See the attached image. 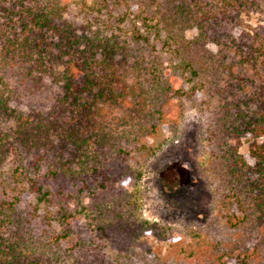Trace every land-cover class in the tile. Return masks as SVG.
<instances>
[{
  "label": "trees",
  "instance_id": "16d2710c",
  "mask_svg": "<svg viewBox=\"0 0 264 264\" xmlns=\"http://www.w3.org/2000/svg\"><path fill=\"white\" fill-rule=\"evenodd\" d=\"M261 4L0 0V264H264V25L243 18ZM195 101L222 231L161 254L148 237L168 229L134 214L125 182L166 109Z\"/></svg>",
  "mask_w": 264,
  "mask_h": 264
},
{
  "label": "rangeland",
  "instance_id": "374dc122",
  "mask_svg": "<svg viewBox=\"0 0 264 264\" xmlns=\"http://www.w3.org/2000/svg\"><path fill=\"white\" fill-rule=\"evenodd\" d=\"M260 2L263 6L264 0ZM243 18L246 25H264V15L254 13ZM196 34L193 29L186 37L192 40ZM208 48L216 51L214 45ZM208 112L200 101L174 102L168 107L160 136L148 140L155 145L156 155L133 165L143 173L140 180L125 182L137 193L134 214L168 229L159 238L148 237L149 243L161 254L166 253L172 242L196 239L193 234L201 227L214 235L222 231L215 219L221 213L222 202L218 170L212 165L208 142ZM172 113L178 117L173 118ZM252 142L253 137L246 136L239 149L250 164H254L249 152Z\"/></svg>",
  "mask_w": 264,
  "mask_h": 264
}]
</instances>
